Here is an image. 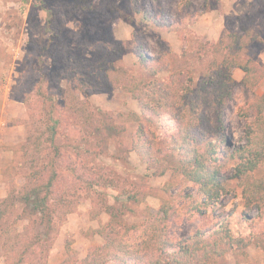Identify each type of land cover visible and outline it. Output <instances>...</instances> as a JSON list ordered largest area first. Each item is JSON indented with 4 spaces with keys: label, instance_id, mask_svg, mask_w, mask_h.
<instances>
[{
    "label": "rangeland",
    "instance_id": "rangeland-1",
    "mask_svg": "<svg viewBox=\"0 0 264 264\" xmlns=\"http://www.w3.org/2000/svg\"><path fill=\"white\" fill-rule=\"evenodd\" d=\"M192 2L0 0V264H77L109 236L128 244L142 241L164 210L172 238L207 230L217 219L229 218L234 234L244 236L250 245L246 254L232 249L218 264H264V210L249 202L245 193L248 178L264 185V159L246 178H239L234 166L242 156L237 152L222 172L226 192L219 201L207 202L199 185L178 168L179 155L170 148L171 120H153L148 125L158 155L154 164L133 148L139 122L131 113L140 110L127 89L89 91L75 87L71 83L76 80L70 82L65 76H72L76 56L100 65L110 57L113 39L122 42L120 55L116 51L113 58L127 70L124 84L156 78L136 56L137 40L159 66L160 81L183 71V81L191 75L197 88L212 75V61L227 55L264 67V4L260 0ZM162 7L179 21L180 29L169 31L146 18L147 12L163 15ZM242 24L257 39L240 51L228 49L230 34ZM224 32L227 39L216 52ZM95 49H100L99 55ZM93 66L85 65L88 68L81 72L90 73ZM244 73L233 69V98L224 106H208L210 123L196 128L199 137L207 139L215 138L212 135L218 129L233 151L251 147L247 130L256 117L257 97L264 93V77L256 86L245 87ZM74 99L82 107L81 119L72 117ZM51 118L60 119L53 141L46 138ZM96 126L107 141L92 136ZM72 143L90 147L79 152ZM204 149L201 146L200 152ZM52 163L58 175L49 190L52 213L47 221L33 204L20 200L18 191L26 182L34 187L33 171L42 170V182L47 179ZM98 168L109 171L115 178L113 185L93 182ZM46 193L42 187L41 195ZM122 223L133 227L127 232ZM103 226L108 232L94 233Z\"/></svg>",
    "mask_w": 264,
    "mask_h": 264
},
{
    "label": "trees",
    "instance_id": "trees-1",
    "mask_svg": "<svg viewBox=\"0 0 264 264\" xmlns=\"http://www.w3.org/2000/svg\"><path fill=\"white\" fill-rule=\"evenodd\" d=\"M205 1L207 2V0ZM260 2L264 4V0H260ZM186 4L193 5V2L192 0H186ZM161 9L163 15L158 13V17V15H152L147 12L145 14L146 18L149 21L152 20L157 26L169 31L180 29L179 21L175 17L168 16L165 8L162 7ZM252 33L251 28L242 24L239 31H234L230 34L232 41L226 44V47L237 51L247 48L251 42L257 39ZM226 39L227 34L224 32L214 49L216 52H220V47L223 46ZM111 43V46H113L110 49L111 55L109 58H105L100 65L93 64L95 63L93 60L76 56L74 58L75 61H73L74 71L71 73L72 76H69V74L64 75L70 82L76 80V82L71 84L80 89L111 91L122 87L132 94L133 98L137 100L140 110L139 113H131L132 119L139 122L138 129L132 139L133 148L142 159L149 158L154 161V164L157 163L158 155L152 145L151 132L148 125L153 124V120L161 122L168 118L171 120L170 127L174 129L171 133L170 148L179 155L178 168L186 177L199 185L200 191L207 202L219 201L223 193L226 192V177L222 172L228 165L229 160L235 157L237 152L242 156L239 164L234 166L235 175L239 178L243 175L246 178L248 172L254 171L259 163L263 161L264 93L257 97L254 105L256 117L247 130L251 147L233 151L231 143L226 137L222 133L220 135L217 133L218 129L212 135L215 138L212 137L210 139H207L208 136L206 135L200 138L199 133L196 132L199 123H210L208 106H224L227 100L233 98V88L236 83L232 74L233 69L241 68L245 72L242 78L243 85L245 87H254L264 77L263 66L251 60L243 63L237 57L227 55L222 60L216 58L212 61L209 69L212 75L210 74L209 79L204 80L197 88L193 86V77L191 75H187V79L183 81V71L178 72V75L175 74L164 81H160L157 78L160 71L159 66L156 65L154 58H150L146 54L144 46L137 40L136 56L140 59L147 72L156 78L149 82L135 80L124 84L123 81L127 78V70L123 65H118L113 58L116 51L120 55L122 42L113 39ZM94 52L99 55L100 49H95ZM91 64L94 66L90 73L83 74V71L81 72L83 67ZM84 68L87 69L88 67ZM161 68H164V66L162 65ZM79 103L77 99L70 103L72 117L75 116L77 119L82 118L80 115L82 107ZM83 103L87 105L86 103L89 102L85 100ZM62 116L65 117L66 115ZM51 120V124L48 123L49 125L47 126L50 133L46 138L53 141L57 134V122L60 119L51 118ZM91 133L92 136L100 135L101 138H104L103 140L107 141L100 126H96ZM87 144L91 146L92 139H89ZM72 146L79 152L90 147L74 146V143H72ZM201 146H205L203 152H200ZM52 148L58 150L56 146H52ZM220 160L221 162H219ZM51 165L53 167L47 179L42 182V178L45 177L42 170L33 171L31 175L36 179L34 187H29L28 182H26L18 191L20 200L33 204L35 211H40L42 217L47 221H51L52 213V207L49 203V190H52L54 180L58 175L55 163ZM98 170L99 172L93 173V182L103 186L114 184L113 179L115 178L109 175V171L102 168H98ZM248 181L245 193L249 202L257 203L263 211V182L258 179L251 180V178H248ZM42 187L47 190L48 194L41 195ZM108 210H111V207H108ZM164 212V216L157 218L155 223L149 227L150 229L142 241L128 244L122 238L110 237L108 234L109 239L106 243L92 246L85 258L82 261H76V263L218 264L219 259L232 249H239L246 254V248L250 245V242L244 236L234 234L229 218L217 219L212 224V227L207 230L200 229L192 235L172 238L166 222L168 211L164 210ZM243 216L244 219L250 220L246 213H243ZM122 225L127 232L133 227L127 226L125 223H122ZM107 229V226H103L95 229L94 233L103 235L108 232ZM262 248L264 250V245H262Z\"/></svg>",
    "mask_w": 264,
    "mask_h": 264
}]
</instances>
